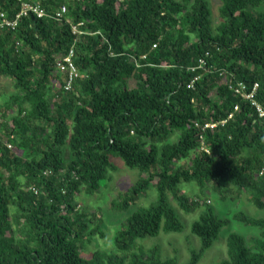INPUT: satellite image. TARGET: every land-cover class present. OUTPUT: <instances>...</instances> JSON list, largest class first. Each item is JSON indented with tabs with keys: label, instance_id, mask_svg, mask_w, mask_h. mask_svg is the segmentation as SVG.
<instances>
[{
	"label": "trees",
	"instance_id": "1",
	"mask_svg": "<svg viewBox=\"0 0 264 264\" xmlns=\"http://www.w3.org/2000/svg\"><path fill=\"white\" fill-rule=\"evenodd\" d=\"M218 2L213 26L208 0H0V79L13 87L0 93V264H177L136 244L182 230L170 198L185 214L206 208L191 225L196 264L227 221L180 194L182 184L222 200L246 193L264 212V118L229 90L257 84L264 109V0ZM35 4L42 17L17 18ZM70 49L78 76L70 91H53L64 78L54 61ZM199 59L205 70L192 73ZM222 121L204 132L203 151L194 123ZM111 156L138 173L112 211L126 212L150 186L157 200L126 218L113 249L85 258L102 225L88 230L76 198L101 188ZM234 217L260 233L250 245L230 234L219 264H264V218Z\"/></svg>",
	"mask_w": 264,
	"mask_h": 264
},
{
	"label": "rangeland",
	"instance_id": "2",
	"mask_svg": "<svg viewBox=\"0 0 264 264\" xmlns=\"http://www.w3.org/2000/svg\"><path fill=\"white\" fill-rule=\"evenodd\" d=\"M211 8V19L213 26L218 24V0H208ZM55 85V84H54ZM57 86L52 85V90L56 91ZM13 87L7 78L0 79V93H10ZM170 141H173L170 137ZM181 161L179 165H183ZM110 163L114 170H108L105 180L101 181V188L93 195L86 196L82 188L76 198V203L79 209H84L86 212L88 230L94 229V224L101 223L100 227L103 237L95 235L90 242L83 245L81 253L85 258H88L95 250L109 251L113 249L114 234L121 230L125 220L137 208H147L157 200L156 190L150 186L146 191V195L134 202L126 212L112 211L110 204L112 201H117V196L127 192L136 182L138 173L136 170L128 169L123 162L115 157H110ZM154 183V182H153ZM180 194L187 197L196 195V198L204 202L207 200L208 208L221 220L227 221L219 232L217 239L211 247L207 249L200 257L196 264H219L226 259V241L230 234H237L244 238L248 243L251 238H258L259 229L243 224L235 219L237 213H242L250 219H263L264 212L255 208L249 200L246 193L236 196L234 192H225V199H220V196L212 188L206 187L198 189L194 184H182L179 186ZM192 196V197H193ZM231 198H230V197ZM170 204L182 223L180 232L163 233L160 232L156 237H146L143 240H138L136 244L148 250L152 247H157L161 251L163 258L175 259L177 264H188L191 252L196 251L200 247V242L197 237L191 234V225L196 221L205 207H199L192 213L185 214L177 208L176 203L169 199ZM100 231V232H101ZM250 238V239H249ZM251 242H249L250 245Z\"/></svg>",
	"mask_w": 264,
	"mask_h": 264
},
{
	"label": "built area",
	"instance_id": "3",
	"mask_svg": "<svg viewBox=\"0 0 264 264\" xmlns=\"http://www.w3.org/2000/svg\"><path fill=\"white\" fill-rule=\"evenodd\" d=\"M31 11L33 14H35L38 18L43 16V10L42 7L40 8L37 4L32 5V6H24L22 12L17 16V18H19L20 16H25L27 15V12ZM64 11V10H63ZM6 25H8V27L14 28L16 26V22H12V23H6ZM81 24H75L73 27V33L75 34H81L79 32V30L77 29L78 26H80ZM153 48H155V46H153ZM73 56V50L70 49L67 55H63V56H58L55 61H54V69L57 73L61 74L64 78H63V84L58 82V81H54V86H57V88H60L62 85V88L65 91H70L71 90V85L74 81V79L77 78L78 76V72L76 70V68L74 67L72 61H71V57ZM206 67V63L204 60L199 59L197 62L196 66H193L192 68H190V71L192 73H195L197 70H205ZM207 72V70H206ZM200 78V75H197L193 78V80L190 82L189 86H187L188 88H192L194 85V82L197 81V79ZM258 89V85L254 84L252 86L251 89H248V87L244 84V83H234L229 85V90L232 91V93L234 95H237L238 97L242 98L243 100L247 101L250 103V105L252 107H254L258 118H264V109L262 108V106L255 100V96H256V91ZM237 109V106L234 107V110ZM230 118V116H228ZM225 123V121H222L220 123H206L204 125H200L199 123H194V126L196 129L199 130V144L201 146V149L205 152H207L205 150V146H204V132L209 129V130H213L216 128V126L218 125H223ZM35 194H36V190H32Z\"/></svg>",
	"mask_w": 264,
	"mask_h": 264
}]
</instances>
